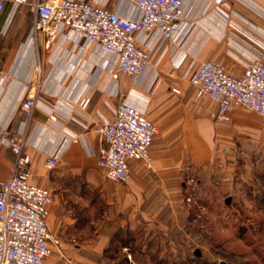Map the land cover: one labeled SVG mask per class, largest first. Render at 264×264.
I'll list each match as a JSON object with an SVG mask.
<instances>
[{
    "label": "crops",
    "instance_id": "1",
    "mask_svg": "<svg viewBox=\"0 0 264 264\" xmlns=\"http://www.w3.org/2000/svg\"><path fill=\"white\" fill-rule=\"evenodd\" d=\"M35 1L17 5L4 0L0 12V74L8 80L0 85V123L8 133L22 136L33 182L52 192L47 225L60 245L44 264H67L62 257L72 264H103L116 233L128 238L138 224L146 232L165 234L179 206L187 162L197 172L231 152L234 141L224 138L233 133L240 138L235 139L240 152L245 135L264 139V124L230 131L232 121L214 122L209 113L216 104L194 99L188 81L205 60H218L239 74L264 54V0H183L188 19L172 39L156 30L137 35L151 62H161V73L149 66L140 75L120 73L116 79L110 73L112 57L98 48L80 49L68 35L50 47L44 35L34 41L30 4ZM85 1L134 14L125 0ZM6 6L11 10L2 19ZM128 77L137 79L129 83ZM119 90L158 128L150 147L151 168L130 160L131 177L124 184L108 180L97 165L99 127L115 117ZM26 95L35 103L29 117L21 107ZM81 96L89 99L84 108L78 105ZM52 154L58 162L48 169L46 159ZM14 160L9 146L0 144V181Z\"/></svg>",
    "mask_w": 264,
    "mask_h": 264
},
{
    "label": "built area",
    "instance_id": "2",
    "mask_svg": "<svg viewBox=\"0 0 264 264\" xmlns=\"http://www.w3.org/2000/svg\"><path fill=\"white\" fill-rule=\"evenodd\" d=\"M125 1L134 14H121L85 0H36L30 4L32 37L35 41L44 35L50 47L60 35H68L80 49L92 46L110 55L114 79L120 73L140 75L150 66L151 58L137 42V35L156 30L162 38L172 39L188 17L183 0ZM13 2L18 5L27 0ZM4 6L0 0V12ZM188 81L194 99L208 98L216 104L209 113L214 121L225 120L239 105L264 117V54L254 57L239 74L230 73L218 60H205L190 73ZM7 83L0 74V85ZM172 90L180 93L178 88ZM120 97L115 117L99 127L97 165L108 180L124 184L131 177L130 160L151 168L150 147L158 128L123 93ZM88 101L81 96L79 107H86ZM34 104L31 95L24 97L21 107L27 117ZM0 144L9 146L15 155L8 177L0 181V264H44L60 245L47 225L52 192L33 182L31 158L22 150V136L8 133L1 123ZM57 162V154L49 155L46 166L53 169Z\"/></svg>",
    "mask_w": 264,
    "mask_h": 264
},
{
    "label": "rangeland",
    "instance_id": "3",
    "mask_svg": "<svg viewBox=\"0 0 264 264\" xmlns=\"http://www.w3.org/2000/svg\"><path fill=\"white\" fill-rule=\"evenodd\" d=\"M10 8L5 7L2 19ZM150 66L161 73V62L152 60ZM134 79L128 77V82ZM120 91L118 101L120 93L125 94ZM228 120L233 122L230 131H252V124H264V117L242 105L231 109L225 120L213 121ZM236 137L233 133L224 138L233 139L231 152L204 169L195 172L187 162L179 206L173 224L164 225L165 234L146 232L144 225L138 224L133 225L128 238L116 233L106 246L103 264H264V139L247 134L242 140L244 151L237 152L235 139L240 138ZM90 198L87 192L86 199Z\"/></svg>",
    "mask_w": 264,
    "mask_h": 264
},
{
    "label": "water",
    "instance_id": "4",
    "mask_svg": "<svg viewBox=\"0 0 264 264\" xmlns=\"http://www.w3.org/2000/svg\"><path fill=\"white\" fill-rule=\"evenodd\" d=\"M227 200H228V199H226V201H227ZM195 253H196L197 256L200 254L198 249L195 250ZM219 264H225V263H224V262H220Z\"/></svg>",
    "mask_w": 264,
    "mask_h": 264
}]
</instances>
